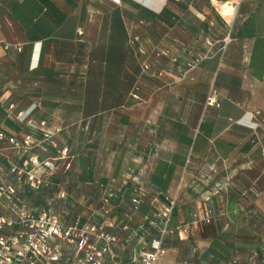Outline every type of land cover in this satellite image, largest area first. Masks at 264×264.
Here are the masks:
<instances>
[{
  "label": "rangeland",
  "instance_id": "374dc122",
  "mask_svg": "<svg viewBox=\"0 0 264 264\" xmlns=\"http://www.w3.org/2000/svg\"><path fill=\"white\" fill-rule=\"evenodd\" d=\"M68 1L70 5L77 2ZM222 1L230 2L233 14L240 0L213 2L218 6ZM83 13L87 16L86 11ZM67 17L76 23L82 15L70 8ZM149 21L167 24L161 26L170 32L167 19ZM229 22L219 28L224 34L217 33L225 44L234 37H256L264 42V24L257 30L245 26L242 35L235 23ZM80 25L78 29L84 31ZM142 27L144 24L140 23L128 26V40L134 48L137 42L145 47L148 42L152 49L158 48L164 56L172 58L169 63L172 67L177 54L159 42L162 37H157L156 25L149 27L148 32H141ZM76 30L75 27V36L80 37ZM117 66L120 68V64H113V72L118 70ZM72 76L71 71H60L46 80L47 85L38 83L40 107L34 124L22 129L23 136L31 134L37 144L27 150L22 148L20 152L10 143L5 149L0 146V182L16 184L20 198L37 213L51 208L60 215L67 229L82 230L98 246L106 247L101 264H141L143 253L151 248L153 238H161L166 249L158 264H227L234 258L231 250L256 248L264 251V223L260 233L238 229L235 219L231 222L234 227L230 225L228 229L221 225V220L227 216L235 218L240 194L256 199L261 195V192L259 195L247 192L246 188L264 183V79L258 83L254 96L261 113H250V119L259 118L252 137H237L238 131L232 124L229 131L234 135L232 142L217 137L212 142L192 144L156 142L149 138L178 120L191 124L202 122L201 129L209 127L210 134L221 136L220 78L213 79L206 92L204 80L195 79L188 84L182 83L175 94H162L155 106L157 111L149 121L159 124V129H148L140 93L132 96L112 94L98 101L72 89ZM172 82L173 79L168 78L161 83L172 85ZM210 97L215 100L212 104H209ZM194 145L196 155L188 154L189 147ZM66 147L68 150L63 157ZM33 153L40 160L53 158L56 161L55 170L37 171L41 180L37 187L28 183L25 172L10 171L13 166L22 167L25 157ZM29 169V165L24 167V170ZM157 169L166 173V188L162 191L146 184ZM82 181L84 190L82 185L77 186ZM207 214L211 218L209 222L204 218ZM63 246L66 264H71L73 246L66 240ZM176 255L179 261L174 262ZM244 260L251 264L253 259Z\"/></svg>",
  "mask_w": 264,
  "mask_h": 264
},
{
  "label": "crops",
  "instance_id": "0c3cea01",
  "mask_svg": "<svg viewBox=\"0 0 264 264\" xmlns=\"http://www.w3.org/2000/svg\"><path fill=\"white\" fill-rule=\"evenodd\" d=\"M213 1L180 0L171 3L170 0H77L70 5L68 0H0V129L18 138L24 135L23 126H30L28 120L35 118L40 107L38 83L40 86L47 85L46 80H51L53 73L71 71L74 76L70 78V87L86 94L88 72L92 66L88 47L93 45L102 48L98 58L92 60V64H107L114 53L125 63L131 56V52L127 50V27L138 25V20L145 17L148 21L140 31L148 32L149 27L156 25L159 31L157 37H162L159 42L163 47L170 48L181 60L190 59L200 51V47H203V50L211 49L213 53L190 72L191 76L182 77L176 67L169 66L168 58L164 56L156 65L157 69L164 70V75L142 78L141 96L145 104L143 108L148 120L147 128L159 129V124L149 122L157 111L155 106L158 105L159 97L164 93L175 94L182 83L188 84L195 79L204 80L206 92L212 86L213 79L220 78V110L223 118L221 136L210 134L209 127L201 129L202 122L191 124L178 120L162 127L160 131L163 129L164 133L162 131L149 138L150 141L195 144L212 142L220 137L225 142H232L234 135L229 132L232 124L238 131L237 137H252L255 125L259 122V118L250 119V113L260 109L257 108L254 96L258 83L264 79V42L256 37H234L222 48L224 42L217 33L224 34L219 28L228 25L229 21L235 23L242 35L245 26L257 30L264 24V0H240L233 14L229 1L219 2L218 6ZM169 5L171 8H168ZM70 8L82 15L76 23L70 22L72 20L67 17ZM86 9L89 15L91 12L94 15L87 22L84 21L83 13ZM168 9L172 18V23L167 28L170 32L162 28L167 24L149 21ZM112 15L120 23L118 30L121 32L115 34L114 38L111 27L108 28L110 34H106L108 37L102 35V30H106L103 21L110 17L112 22ZM229 17L231 20L228 21ZM78 25L88 32H93V44L86 46V49L73 32ZM198 25L202 28L199 29ZM170 35L171 37L167 38ZM146 45L148 49H152L148 42ZM113 47L118 50L114 52L111 49ZM92 53L96 55L98 51ZM127 69L131 73V69L126 67L125 70ZM95 75V78L101 77V74ZM168 78L173 79L172 85H161L162 80ZM99 88L100 91L95 92L96 94H105L104 89H108L110 94L130 96L132 83L126 82L125 75L123 84L116 86L113 83L101 82ZM203 107L206 108V105L202 104ZM19 112H22V115L18 117ZM142 139L145 140L143 136ZM0 146L3 149L9 147L6 140H0ZM194 148L195 145L189 147L188 154L196 155L197 150H193ZM165 177V171L157 169L151 173V178L146 184L162 191L166 188ZM81 185L84 190V181L77 184L78 187ZM257 187L261 192L260 197L256 199L240 194L236 216H227L225 220H221L223 228L226 226L229 229L235 219L238 229H251L252 233H260L264 223V183H259ZM81 217L84 220L83 213ZM231 252L234 258L227 264H250L244 262V259H253L251 264H264V251L256 248H238ZM176 261H179L178 255L174 259V262Z\"/></svg>",
  "mask_w": 264,
  "mask_h": 264
},
{
  "label": "built area",
  "instance_id": "2783aa9c",
  "mask_svg": "<svg viewBox=\"0 0 264 264\" xmlns=\"http://www.w3.org/2000/svg\"><path fill=\"white\" fill-rule=\"evenodd\" d=\"M207 56L208 54H205L203 57ZM214 101L210 97L209 104ZM260 113V110L255 111L256 115ZM21 115L22 112L17 114L18 117ZM28 124L32 126L33 120H28ZM0 140H6L17 152L37 144L29 133L18 138L16 135H8L1 129ZM67 150V147L64 148L63 157ZM26 165L30 166L29 170H24ZM55 168V159L40 160L33 153L25 157L22 167L13 166L10 171L18 174L25 172L28 183L37 187L41 182L37 173H49ZM248 190L254 195L260 194L254 185ZM204 218L208 222L211 220L208 214ZM71 229L72 227L67 229L63 225L60 215L51 208L43 213H37L34 207L20 198L16 184L0 182V264H66L68 260L63 246L65 240L73 246L71 264H101L107 248L98 246L84 231ZM165 252L162 239L153 238L151 248L143 253L141 264H157Z\"/></svg>",
  "mask_w": 264,
  "mask_h": 264
},
{
  "label": "trees",
  "instance_id": "16d2710c",
  "mask_svg": "<svg viewBox=\"0 0 264 264\" xmlns=\"http://www.w3.org/2000/svg\"><path fill=\"white\" fill-rule=\"evenodd\" d=\"M87 1V0H86ZM171 3L173 2H179L180 0H170ZM142 7L144 8H148L147 6L139 3ZM171 8V5L168 6V8ZM149 9V8H148ZM167 9V8H166ZM170 12V9L165 10L163 12H160L158 14L157 17H155L156 19H167L169 24L171 25V21L172 18L169 16L170 14H168ZM86 14L84 17V21L87 22L88 19H90L89 14L87 13V9H86ZM111 18H113V21L110 22V17H106L105 20L103 21L104 23V28L106 30H102V35H104L105 37L106 34H110V32L108 31V28L111 27L113 29V34L112 37H115V34L117 35L118 33L120 34V30H118V27H120V23L115 20V16H111ZM147 22L148 18H140L138 20V23L140 24H145L146 22H144V20ZM112 23V25H111ZM114 24V25H113ZM77 30V34L80 35V37H77L80 42L81 45L84 47L85 49L87 48L86 46H89V44H93V32H88L84 29V31L82 29H78V27L76 28ZM89 33V34H88ZM90 41V42H89ZM92 41V42H91ZM128 42V47L127 50H129L131 52V56L128 57L129 59H127V61L124 63L123 59L119 58L117 53H114V56L110 58V62H108L107 64H102V63H95L92 64V60H94V58H98L97 55H100V50H102L101 47H95V46H90L88 48H90V51H88L90 54V62L92 65L89 72H88V80H87V84H86V94L84 95H88V96H92V98H96V100L98 101H102V97L103 96H109L112 95L110 93H108V89H104L106 92L105 94H96L97 92L100 91L99 85H101V82H105V84L110 83V84H115L116 86L121 85L124 83V77L126 75V82H131L132 83V92L130 94V96L132 95H138L139 93L141 94V89H142V85H141V80L142 78L148 77V76H162L164 74V70L163 69H157L156 65L160 62L161 58L164 57V54H162V52L158 51V48H153L152 50H149L147 47H145L142 43H138L137 42V46L134 48L133 44L131 41H127ZM226 44L223 43L222 44V48L225 47ZM114 50V52H116L118 50L117 47H113L111 48ZM87 51V50H86ZM93 51H98V53H96V55H93L94 53H92ZM205 54H208L207 57H203ZM213 55L212 50L211 49H207V50H202L196 54H194L190 59L188 60H181L180 57L177 55L173 58V66L172 67H176L177 70L180 72L182 77H186V75L190 74V72L196 67L198 66L200 63H202L204 60L210 58ZM170 57H168V63H170ZM118 63L120 64V68L119 66H117V71H114V67L113 64ZM126 67H128L129 69H131V73H129L128 69L127 71L125 70ZM97 68V70H96ZM102 70L104 71L102 73ZM120 71V72H118ZM100 75V78H95L97 75ZM190 76V75H189ZM99 77V76H98ZM162 85V84H161ZM96 92V93H95ZM252 186V185H250ZM248 186L246 188V191L249 192V187ZM182 242H184V240H182ZM158 264V263H157Z\"/></svg>",
  "mask_w": 264,
  "mask_h": 264
}]
</instances>
